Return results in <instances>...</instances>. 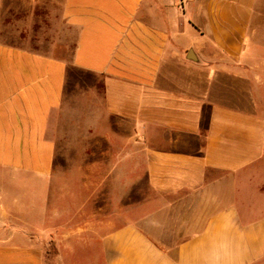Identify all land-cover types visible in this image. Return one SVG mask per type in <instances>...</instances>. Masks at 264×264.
<instances>
[{
    "label": "crops",
    "instance_id": "1",
    "mask_svg": "<svg viewBox=\"0 0 264 264\" xmlns=\"http://www.w3.org/2000/svg\"><path fill=\"white\" fill-rule=\"evenodd\" d=\"M262 92L264 0H0V264H78L82 242L100 264H264ZM141 172L151 230L79 226L78 196ZM196 197L201 228L158 239Z\"/></svg>",
    "mask_w": 264,
    "mask_h": 264
},
{
    "label": "rangeland",
    "instance_id": "2",
    "mask_svg": "<svg viewBox=\"0 0 264 264\" xmlns=\"http://www.w3.org/2000/svg\"><path fill=\"white\" fill-rule=\"evenodd\" d=\"M259 97H262L261 102H263L262 107H264V92L259 93ZM99 141H101V139ZM245 175H239V178H247L248 175ZM236 179L237 178L233 176V182H236ZM253 179L254 180L251 179V181H255V177ZM78 183H81L82 186L88 183L89 185H93L94 189L99 188L97 186H101L102 184L100 180ZM123 185L126 189L118 190V187ZM109 186L110 189L108 194L104 191L103 195L78 196L76 198V203L72 202L71 205L70 203L68 204L72 209H76L79 226H84L89 220L96 222L102 219L105 220L106 217H109L111 224H114V226H122L126 223L133 222L141 225L147 230H151L153 226L151 220L152 215L159 212V209L165 204V201L151 191L144 172L136 175V180L130 182L109 181ZM122 192L128 193V195H119ZM190 200L191 197L182 196L179 198L178 203L180 204L181 201L182 203H189ZM208 201V198L196 197L193 201V205L197 210L195 213L191 211L193 207L178 209L180 213L176 212V215L181 219H177V222L171 220L165 223L162 229H157V238L166 244H172L175 240L181 241L185 238V236L180 235L181 232L182 234L185 232L187 233L190 228H193V231L200 229L203 223L201 218L207 215ZM177 208H180L178 204ZM188 222L189 225H187ZM93 231V234L96 236V232H105V229L95 228ZM94 239V242L98 240L97 237ZM79 241L81 240L79 239ZM90 249L91 246L89 247V245L84 242L77 244V251L81 253L79 255L78 264H100L99 256H91L92 252Z\"/></svg>",
    "mask_w": 264,
    "mask_h": 264
}]
</instances>
